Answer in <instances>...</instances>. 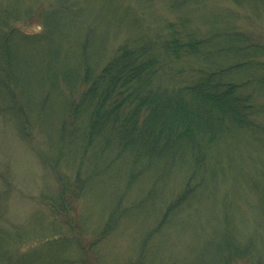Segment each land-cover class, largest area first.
Instances as JSON below:
<instances>
[{
  "label": "trees",
  "instance_id": "1",
  "mask_svg": "<svg viewBox=\"0 0 264 264\" xmlns=\"http://www.w3.org/2000/svg\"><path fill=\"white\" fill-rule=\"evenodd\" d=\"M58 1L59 7L42 12V5L32 10L37 1L25 11L0 6V113L10 115L25 137L34 123L52 143L53 129L55 154L43 156L56 177L52 210L64 216L74 213L77 201L106 177L123 179L129 191L140 178L150 176L147 196L140 198L144 202L157 193L156 198L170 195L168 184L161 190L164 181L185 168L187 178L181 190L142 239L144 252L154 234L177 221L194 201L216 196L217 151H224L235 138L243 146L251 144L264 151V43L238 26L240 18L232 10L211 8L219 0H171L170 8L179 13L175 20L154 28L150 35L126 39L110 56L91 52L88 58L94 28L85 27L80 56L70 62L60 47L53 49L45 42L58 33L61 25L56 18L76 10L68 0ZM231 1L264 5V0ZM18 20H39L43 30L27 33L10 24ZM36 60L41 66L37 95L28 87ZM183 69L190 72L187 80L179 77ZM53 92H57L52 101L57 113L46 131L44 112ZM211 151L214 155L208 160ZM261 161L262 166L246 172L247 181L242 180L257 189L255 200L259 192L264 193V157ZM122 199L108 214L98 239L80 245L83 253L104 240L122 215L133 212L132 202L122 209ZM257 207L262 219L255 236L238 233L226 221L218 238L212 233L206 239L207 246L211 243L218 250L217 264H264L257 245L261 241L264 247L260 236L264 202H257ZM67 224L73 227L71 221ZM2 233L0 247H8ZM58 241L47 239L42 245L49 247H42L55 249ZM39 250L22 253L16 264H91L87 256L66 261L55 251L42 255ZM2 257L0 252L5 260Z\"/></svg>",
  "mask_w": 264,
  "mask_h": 264
},
{
  "label": "rangeland",
  "instance_id": "2",
  "mask_svg": "<svg viewBox=\"0 0 264 264\" xmlns=\"http://www.w3.org/2000/svg\"><path fill=\"white\" fill-rule=\"evenodd\" d=\"M76 1L66 2L76 10L63 15L65 19L61 16V19L56 18L55 23L61 25L58 33L56 36L53 33L54 36L45 41L53 49L60 47L64 59L70 62L80 56L79 47L87 31L85 27L94 28L87 44L88 52H104L110 56L126 39H135L143 33L150 35L154 28H162L161 25L175 20L179 14L170 8L171 0H79V4H73ZM212 3L211 8L235 12L240 18L238 26L264 43V5L247 2L237 5L231 0ZM29 4L35 11L42 5L40 12L59 7L58 0H0V6H9L10 9L19 6L21 11H25L24 7ZM10 24L27 33L43 30L39 20H18ZM184 66L187 68L186 64ZM40 69V63L36 60L28 77V87L34 90L35 95L40 91L37 85ZM183 70L179 77L187 80L190 72ZM56 96L57 92L51 94V103L44 112L46 131L50 130L48 123L56 117L57 108L52 103ZM16 124L10 115L0 113V230L3 231L1 235L8 239V247H0L5 259H0V264H16L22 253L32 249H40L42 255L55 251L53 254L65 257L66 261L77 259L80 255L87 256L91 264H135L140 255L143 257L139 264H217L218 250L211 243L207 246L206 239L212 233L218 238L222 222L231 221L234 230L247 237L255 236L254 232L259 230H255V227H258L262 213L258 210L257 202H264V193L259 192L255 200L254 192L257 189L242 182L247 181L246 172H255L262 166L264 151H260L258 146H243L235 138L224 151H217L216 196H205L199 198L198 202L194 201L190 208L179 214L177 221L154 234L144 252H141L140 245L149 228L155 225L154 221L158 220L170 199L185 183L186 169H178L168 182L164 181L161 190L168 184L167 192L170 195L164 193V198H156L157 193L144 202H140V198L142 201L147 196L146 190L152 184L150 176L140 178L129 191L125 190L123 179L116 181L106 177L77 201L74 213L64 216L52 210L50 199L57 191V183L43 156L51 151L52 156L55 154L52 149L55 137L53 129L50 130V143V139L45 138L34 123L29 127L27 137L21 134ZM213 155L214 151H211L208 160ZM253 164L256 167L253 168ZM126 174L123 172V175ZM68 175L71 176V172ZM122 196V209L123 205H131L132 202L135 207L133 212L122 215L104 240L89 246V252L83 253L80 245L87 246L98 239L108 214ZM68 221L72 222L73 227L67 224ZM262 229L263 233L259 235L264 238V226ZM53 238L59 239V244L53 246L55 249L42 245ZM261 243L257 242L258 251L264 255Z\"/></svg>",
  "mask_w": 264,
  "mask_h": 264
}]
</instances>
